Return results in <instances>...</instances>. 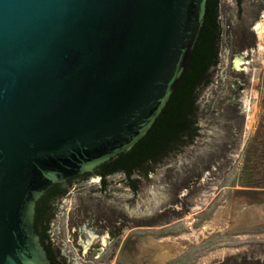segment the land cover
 Here are the masks:
<instances>
[{
  "label": "water",
  "instance_id": "obj_1",
  "mask_svg": "<svg viewBox=\"0 0 264 264\" xmlns=\"http://www.w3.org/2000/svg\"><path fill=\"white\" fill-rule=\"evenodd\" d=\"M232 1L241 20V0ZM207 3L0 0V264H52L34 226L37 200L68 178H92L150 131L191 60ZM215 77L216 64L197 103Z\"/></svg>",
  "mask_w": 264,
  "mask_h": 264
},
{
  "label": "rangeland",
  "instance_id": "obj_2",
  "mask_svg": "<svg viewBox=\"0 0 264 264\" xmlns=\"http://www.w3.org/2000/svg\"><path fill=\"white\" fill-rule=\"evenodd\" d=\"M256 2L264 4L241 0L247 24ZM219 18L215 84L198 101L195 142L136 193L118 186L120 176L108 180L113 198L100 208L131 223L113 243L95 225L76 222L80 210H99L98 179L72 189L53 225L71 264H264V9L246 55L232 0H220Z\"/></svg>",
  "mask_w": 264,
  "mask_h": 264
},
{
  "label": "trees",
  "instance_id": "obj_3",
  "mask_svg": "<svg viewBox=\"0 0 264 264\" xmlns=\"http://www.w3.org/2000/svg\"><path fill=\"white\" fill-rule=\"evenodd\" d=\"M220 0H208L207 13L201 34L191 60L176 90L150 131L130 151L96 171L109 170L136 175L135 181L155 172L156 168L173 153L193 142L200 132L198 91L205 85L216 64L222 35ZM59 185L51 187L36 202L35 220L43 219L53 201L61 196ZM56 264V263H55Z\"/></svg>",
  "mask_w": 264,
  "mask_h": 264
},
{
  "label": "flooded vegetation",
  "instance_id": "obj_4",
  "mask_svg": "<svg viewBox=\"0 0 264 264\" xmlns=\"http://www.w3.org/2000/svg\"><path fill=\"white\" fill-rule=\"evenodd\" d=\"M234 1L238 2L239 0ZM253 9L254 15L251 21L248 22V24L245 21L241 20L240 53H242V55H246V53L250 51L252 47H256L255 40L257 28L255 27V20L260 15L261 10L264 9V4L256 2ZM106 171L109 170L103 169L101 171H96L97 174L95 176H92V178L89 177V174L78 175L68 178L64 183L56 184L60 186L59 188L62 192L61 196L57 197L51 204L49 215L46 213L43 216L42 220H39L37 222L36 220L34 221L36 233L46 250L49 261L52 264H71V259L66 258V255L61 251L60 247H57V243L55 242L54 238L53 225L57 221L60 203H67L69 196L72 193V189H74L77 185L83 183L84 181L93 180L94 178L98 179L99 189L97 190V193L99 194L100 198V200L98 201L99 210L94 213L86 214L82 212V210H80L79 214L76 217L77 223L85 220L87 225L92 224L97 227L95 229V232L99 234L107 232L106 238L109 240V243L117 241L120 238L123 229H125L127 225L131 224L126 217L105 211L103 210V208H100V205L108 201V199L113 198V196H111L110 190L108 189L110 187V182L108 181L110 178L120 176L118 186L124 184V186L128 190H131L134 193L139 191V183L141 182V180L135 181V174L131 175L125 172H112L109 174H105ZM96 238L100 239V235H97ZM80 246L81 252H83V245ZM96 249L99 250L100 248L98 247Z\"/></svg>",
  "mask_w": 264,
  "mask_h": 264
},
{
  "label": "bare ground",
  "instance_id": "obj_5",
  "mask_svg": "<svg viewBox=\"0 0 264 264\" xmlns=\"http://www.w3.org/2000/svg\"><path fill=\"white\" fill-rule=\"evenodd\" d=\"M259 28V27H258Z\"/></svg>",
  "mask_w": 264,
  "mask_h": 264
}]
</instances>
